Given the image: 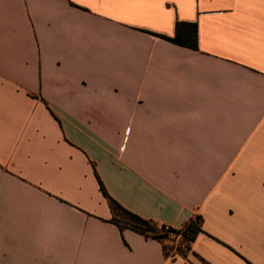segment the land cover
Masks as SVG:
<instances>
[{
  "label": "crops",
  "instance_id": "0c3cea01",
  "mask_svg": "<svg viewBox=\"0 0 264 264\" xmlns=\"http://www.w3.org/2000/svg\"><path fill=\"white\" fill-rule=\"evenodd\" d=\"M0 264H264V0H0Z\"/></svg>",
  "mask_w": 264,
  "mask_h": 264
},
{
  "label": "trees",
  "instance_id": "16d2710c",
  "mask_svg": "<svg viewBox=\"0 0 264 264\" xmlns=\"http://www.w3.org/2000/svg\"><path fill=\"white\" fill-rule=\"evenodd\" d=\"M160 37L180 46L198 50L197 24L178 22L174 37L164 35H160ZM100 186L112 211L111 222L121 231L130 229L146 238L160 240L168 257H175L176 254L186 257L191 252L192 243L203 231V219L200 215H194L181 228L176 229L152 219H145L129 211L107 192L101 180ZM176 240L179 241L176 245L168 247L169 242H175Z\"/></svg>",
  "mask_w": 264,
  "mask_h": 264
},
{
  "label": "rangeland",
  "instance_id": "374dc122",
  "mask_svg": "<svg viewBox=\"0 0 264 264\" xmlns=\"http://www.w3.org/2000/svg\"><path fill=\"white\" fill-rule=\"evenodd\" d=\"M178 242H179V241H177V240H176L175 242H169V243H168V247H171L172 245H176Z\"/></svg>",
  "mask_w": 264,
  "mask_h": 264
}]
</instances>
